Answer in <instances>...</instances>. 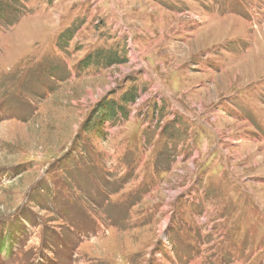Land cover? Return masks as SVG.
Returning a JSON list of instances; mask_svg holds the SVG:
<instances>
[{
    "label": "rangeland",
    "instance_id": "1",
    "mask_svg": "<svg viewBox=\"0 0 264 264\" xmlns=\"http://www.w3.org/2000/svg\"><path fill=\"white\" fill-rule=\"evenodd\" d=\"M25 2L0 264H264V0Z\"/></svg>",
    "mask_w": 264,
    "mask_h": 264
},
{
    "label": "trees",
    "instance_id": "2",
    "mask_svg": "<svg viewBox=\"0 0 264 264\" xmlns=\"http://www.w3.org/2000/svg\"><path fill=\"white\" fill-rule=\"evenodd\" d=\"M25 1L26 0H0V24L3 26H10L18 22V20L28 12ZM137 97V94H131V92H129L123 95L121 98L123 101L130 102V104H132ZM109 106L110 110H102V114L98 110L100 116L99 122L96 125L97 131L102 130L105 119L111 118L118 114L120 111L119 107L122 109L121 104H116L114 101L109 102Z\"/></svg>",
    "mask_w": 264,
    "mask_h": 264
}]
</instances>
